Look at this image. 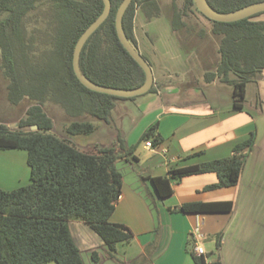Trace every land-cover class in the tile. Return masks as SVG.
Listing matches in <instances>:
<instances>
[{
    "label": "trees",
    "instance_id": "16d2710c",
    "mask_svg": "<svg viewBox=\"0 0 264 264\" xmlns=\"http://www.w3.org/2000/svg\"><path fill=\"white\" fill-rule=\"evenodd\" d=\"M216 10L228 12L261 0H207ZM107 18L83 45L79 65L91 81L116 88H135L144 81V72L120 43L115 29V13L122 0H110ZM43 4L48 17L36 15ZM172 29L194 26L185 17L196 12L193 0H171ZM102 0H0L1 68L7 78V97L18 104L32 100L16 129L0 125V150L18 149L27 153L29 183L12 190L0 188V264H85L76 244L70 221H81L99 237L111 252L116 244L128 242L133 234L110 217L121 194L122 173L114 147L85 152L51 133L52 119L43 110L51 101L60 104L72 117L83 114L109 122L118 99L84 87L72 68L75 43L87 26L101 13ZM140 11L147 21L158 17V0H131L122 17V27L136 48L134 17ZM264 12L233 22L210 20V33L218 39L220 55L216 69L205 74L232 86V110L244 109L246 85L255 81L264 69ZM36 17L33 18L34 16ZM42 17V18H41ZM33 21V23H31ZM42 23L44 25H42ZM41 24V25H40ZM204 30L197 31L203 37ZM230 74L235 77L231 78ZM155 91L154 85L147 93ZM134 97H131L133 99ZM37 129L32 130L31 126ZM23 128H29L23 130ZM95 126L90 121L73 120L66 132L90 134ZM157 123L150 125L139 141L161 142ZM255 131L236 142L233 153L202 163L173 166L167 175L150 177L153 192L159 198L172 194L171 181L182 177L213 172L217 180L203 190L235 186L245 159L255 144ZM122 141V140H120ZM123 147V144H121ZM134 145L128 150H133ZM233 201H193L179 206L194 214L230 213ZM221 247V233L215 236L214 251ZM196 264H205L203 255L190 252ZM90 259L98 262L96 251ZM208 264H221L219 257Z\"/></svg>",
    "mask_w": 264,
    "mask_h": 264
},
{
    "label": "crops",
    "instance_id": "0c3cea01",
    "mask_svg": "<svg viewBox=\"0 0 264 264\" xmlns=\"http://www.w3.org/2000/svg\"><path fill=\"white\" fill-rule=\"evenodd\" d=\"M167 79L164 87L166 92L155 88L148 94L153 99L140 104L146 116L155 113L148 117L147 124L157 123L156 131L161 142L146 147L145 141L141 140L134 145L133 150L126 151V145L128 148L133 145L125 141L126 145L122 147L124 155H120L116 162L122 173V188L110 221L123 224L133 236L126 243L116 244L111 257L87 224L70 221L69 228L81 254L85 252L90 258L91 251H96V264H196L190 254L193 252L191 230L196 219H199L203 237L198 243L204 250L205 264L216 257H219L221 264H264V216L261 214L234 216V205L232 211L226 214H194L179 209L185 202L229 199L230 190L225 188L203 190L206 185L217 180L213 172L185 176L177 182L172 180L173 192L167 197L159 198L153 192L150 177L167 175L173 166L227 157L233 153L234 144L247 136L224 135L231 128V117H228H236L240 111L231 108L227 113H222L207 104L201 106L194 103L187 97L190 94L186 93L187 100L180 101L174 97L179 88L169 89L167 86L173 82L171 73H168ZM203 81L202 86L206 87L218 79L207 82L203 78ZM188 84L191 86V83ZM237 125L235 123L233 126ZM138 146L146 151L141 155L142 158L136 154ZM20 186L21 183L8 190ZM218 233H221V247L218 253L211 254Z\"/></svg>",
    "mask_w": 264,
    "mask_h": 264
},
{
    "label": "rangeland",
    "instance_id": "374dc122",
    "mask_svg": "<svg viewBox=\"0 0 264 264\" xmlns=\"http://www.w3.org/2000/svg\"><path fill=\"white\" fill-rule=\"evenodd\" d=\"M158 1L161 8L158 17L147 21L143 14L137 11L133 21L137 41L136 49L151 67L154 87L160 88L161 92H166L164 87L168 81L167 75L171 73L173 82L167 86L169 89L179 88L174 96L178 97V100L185 102L187 97H190L191 101L197 102L198 105L207 104L215 110L219 109L222 113H227L232 108V86L221 81H216L206 87L202 86L205 74L216 69L220 58L218 39L210 33V21L201 13L196 12L184 18L188 25L194 26L191 34H188L185 28L173 30L171 0ZM40 9L37 10L36 15H42L46 20L45 17H48L49 12L48 5L43 4ZM33 18L36 19L35 16ZM258 18L264 19V13ZM200 28L204 30L203 37L197 35ZM230 77L235 76L230 74ZM7 82L1 68L0 56V125L16 129L19 120L33 102L25 97L16 105L10 103L7 97ZM188 83H191V86ZM151 93H146L141 97L140 95L135 96L133 99L116 100L109 122L98 120L87 114L72 117L60 104L49 100L43 104V110L53 121L51 133L63 138L79 150L96 152L99 148L112 146L120 156L124 155L121 144L125 146L126 141L128 145H136L142 133L150 126L147 124V119L155 113L146 116L140 104L153 99L151 95H148ZM185 93L190 96L186 97ZM228 118L231 120V128L224 134L227 137H232L234 134L247 135L250 131H255L256 134L255 144L245 159L237 185L224 187L225 190H230L228 197L234 203L232 212L234 216L252 213L264 216V71L255 81L247 83L244 109L238 116ZM73 120L90 121L95 129L86 135H70L66 129ZM235 123H238L236 127L233 126ZM28 129L23 128V130ZM144 152L146 151L138 146L136 154L140 158ZM0 164L2 166V169L0 168L2 189L8 190L13 185L21 183V186H24L29 183V167L25 150L0 151ZM111 257H113V252H111ZM82 258L85 264H96L85 252Z\"/></svg>",
    "mask_w": 264,
    "mask_h": 264
},
{
    "label": "water",
    "instance_id": "95a60500",
    "mask_svg": "<svg viewBox=\"0 0 264 264\" xmlns=\"http://www.w3.org/2000/svg\"><path fill=\"white\" fill-rule=\"evenodd\" d=\"M102 1H103V9L101 13L87 26V28L81 33V35L79 36V38L75 43L72 53V68L74 74L78 79V81L84 87L95 92L105 93L108 95H113L123 98H131L145 94L152 87L154 81L151 67L147 62V60L137 51V49L128 40L122 27V17L125 10L129 6L131 0H122L120 5L118 6L115 13V29H116L117 37L120 43L122 44V46L143 70L144 72L143 83L138 87L128 88V89L100 85L87 78L80 69L79 57L83 45L85 44L89 36L103 23V21L107 18L110 12V8H111L110 0H102ZM193 1L196 8L203 16H205L210 20L218 21V22H233L243 18L250 17L257 13L264 12V0L252 2L250 4H247L238 9L228 12H221L214 9L208 3L207 0H193ZM31 129L32 130L37 129L36 125H32Z\"/></svg>",
    "mask_w": 264,
    "mask_h": 264
},
{
    "label": "built area",
    "instance_id": "2783aa9c",
    "mask_svg": "<svg viewBox=\"0 0 264 264\" xmlns=\"http://www.w3.org/2000/svg\"><path fill=\"white\" fill-rule=\"evenodd\" d=\"M145 146L146 147H151V141L147 140L145 141ZM191 237L193 238V252L196 255H203L204 254V250L202 248V246L198 243L199 239H201L203 237V235L201 234L200 231V221L199 219H196L195 224L193 226V229L191 230Z\"/></svg>",
    "mask_w": 264,
    "mask_h": 264
}]
</instances>
